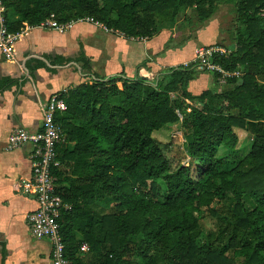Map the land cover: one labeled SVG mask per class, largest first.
<instances>
[{"label": "trees", "instance_id": "trees-1", "mask_svg": "<svg viewBox=\"0 0 264 264\" xmlns=\"http://www.w3.org/2000/svg\"><path fill=\"white\" fill-rule=\"evenodd\" d=\"M1 2L19 16L10 22L5 13L12 33L53 15L60 25L91 18L106 30L139 39L151 38L160 21L173 22L187 9L203 24L221 4L235 3L243 27L236 49L228 55L213 51L210 62L228 73L253 65L261 69V81L247 72L227 77L229 90L192 96L186 86L195 70L179 65L152 82L86 75L91 81L63 94L66 110L54 119L64 141L56 148L60 163L52 174L56 193L70 208L57 221L71 264H264V0ZM27 61L29 74L37 68L53 73L68 63L90 68L83 51L77 58L44 54ZM14 84V78L1 77L0 92ZM172 92L189 103L173 101ZM175 123L193 170L190 163L172 169L153 136ZM236 129L251 144L227 165L217 156L220 149L237 153ZM207 217L216 228L204 234L201 221ZM82 243L88 251H80ZM89 255L96 258L86 263Z\"/></svg>", "mask_w": 264, "mask_h": 264}, {"label": "crops", "instance_id": "crops-1", "mask_svg": "<svg viewBox=\"0 0 264 264\" xmlns=\"http://www.w3.org/2000/svg\"><path fill=\"white\" fill-rule=\"evenodd\" d=\"M7 18L14 22L19 16L8 10ZM78 23L71 27L72 30L78 27ZM93 26L90 29L95 33L103 32L100 44L94 43L95 39L80 40L74 36L77 31H69V35L64 31L57 33L53 29L31 27L15 41L13 61L5 59L0 52V78L16 80V84L0 92V264H52L49 239L35 238L29 232L26 216L37 208L35 196L16 190L18 183L31 176V146L8 149L7 143L10 133L16 129L39 130L42 105L48 97L63 89L67 92L77 84L73 83L77 80L76 73L72 71L75 64L57 66L53 73L37 68L29 74L27 60L41 58L44 54L74 58L76 48L80 47L90 63L86 75L92 78L123 74L134 79L149 77L153 73L157 75L151 63L136 69L140 60L149 58L148 50L153 39L141 42L118 32L109 33L98 25ZM158 71L162 73L164 69Z\"/></svg>", "mask_w": 264, "mask_h": 264}, {"label": "rangeland", "instance_id": "rangeland-1", "mask_svg": "<svg viewBox=\"0 0 264 264\" xmlns=\"http://www.w3.org/2000/svg\"><path fill=\"white\" fill-rule=\"evenodd\" d=\"M95 25L93 26L92 22L89 23L86 20H82V22L78 23L77 28L65 30L63 33L68 32L70 35L69 31H73L71 33L77 31L74 36L79 37L80 40L86 42V38H90L92 41L95 39L94 43L100 44V41H103L104 36L101 34L103 32L95 33L90 29V26L96 27ZM238 30L243 31V27L236 19L235 3L233 2L221 4L214 16L203 24L197 22V16L193 10L187 9L184 14H179L173 22L170 19L160 21L157 33L151 38H134L141 42L153 39L150 46L151 49L148 50L149 58L146 57V59L140 60L136 69L141 66L147 67V63H151L157 75L153 73V76L151 75L152 78H150L151 76H142V78L148 82H152L160 75L159 69L166 70L179 65L191 66L195 72L192 80L188 82L186 89L192 96H198L203 90L215 92L229 90L232 88V84L228 82L227 77L235 76L239 79L241 75L247 72L258 76L259 81H261V69L253 65L240 66L237 71L228 73L220 69V67L221 71L216 68H210L201 61L204 58L208 60V63H211L208 56L211 50H218V52L221 51L226 55L233 53L236 49ZM107 31L112 34H118L117 32ZM55 32L60 33L59 31ZM74 36L72 37L73 39L75 38ZM77 43L76 41V45ZM76 49L77 51L73 55L74 58H77L82 51L80 47ZM81 64L72 65V71L76 73L77 77V80L73 83L80 84L82 81H91V78L85 76L87 72L84 66L81 67ZM215 72H219L220 75H216ZM134 79L137 78L135 77ZM170 95L173 101L176 100L183 104L189 103L188 100H184L182 96L174 92ZM235 132L238 137L237 153L231 150L220 149L217 156L224 159L227 165L232 163L235 155L246 154L251 144V137L246 132L240 129H236ZM153 136L160 145L172 169L181 165H187L188 163L191 164L192 170L194 169V160L188 156L187 141L180 131L179 123L164 126L154 132ZM201 227L202 232L205 234L207 231L216 228V221L211 217H207L201 221ZM94 258H96L94 255H89L85 258V262L91 263ZM138 261V259H135L136 263ZM238 264H242V261H238Z\"/></svg>", "mask_w": 264, "mask_h": 264}, {"label": "built area", "instance_id": "built-area-1", "mask_svg": "<svg viewBox=\"0 0 264 264\" xmlns=\"http://www.w3.org/2000/svg\"><path fill=\"white\" fill-rule=\"evenodd\" d=\"M7 8L0 0V52L7 60H14L13 46L15 41L29 28L22 29L19 32L12 33L7 30L5 22V13ZM86 20L94 23L91 18L77 20L82 22ZM76 21L66 24H57L50 18L43 21L36 27L65 31L70 29ZM213 51L209 53V57ZM221 54V51H219ZM202 63L210 68L219 69L218 66L208 63V60L201 59ZM220 70V69H219ZM221 71V70H220ZM65 89L51 94L42 105V124L37 131H28L26 129H16L8 137L7 148L14 149L24 145L31 146L29 154L31 161V176L28 180L17 184L16 190L26 191L35 196L37 208L27 214V224L30 234L35 238H47L51 243V263L52 264H71L65 256V246L60 235L59 218L62 210H67L70 206L63 202L61 197L55 191V178L52 170L57 167L60 161L57 158V146L64 141V134L54 117L57 112L66 110V104L63 99ZM80 251H88L86 243L79 247Z\"/></svg>", "mask_w": 264, "mask_h": 264}]
</instances>
